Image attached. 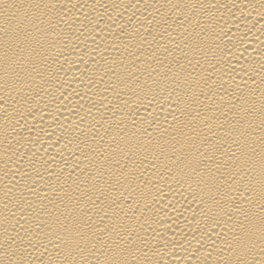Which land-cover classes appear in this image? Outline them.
Masks as SVG:
<instances>
[{
  "label": "bare ground",
  "instance_id": "obj_1",
  "mask_svg": "<svg viewBox=\"0 0 264 264\" xmlns=\"http://www.w3.org/2000/svg\"><path fill=\"white\" fill-rule=\"evenodd\" d=\"M0 264H264V0H0Z\"/></svg>",
  "mask_w": 264,
  "mask_h": 264
}]
</instances>
